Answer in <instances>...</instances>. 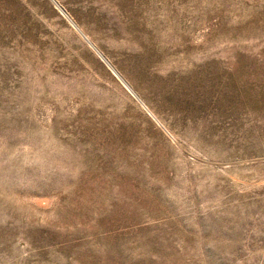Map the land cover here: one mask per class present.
<instances>
[{
    "label": "rangeland",
    "instance_id": "1",
    "mask_svg": "<svg viewBox=\"0 0 264 264\" xmlns=\"http://www.w3.org/2000/svg\"><path fill=\"white\" fill-rule=\"evenodd\" d=\"M0 264H264V0H0Z\"/></svg>",
    "mask_w": 264,
    "mask_h": 264
}]
</instances>
